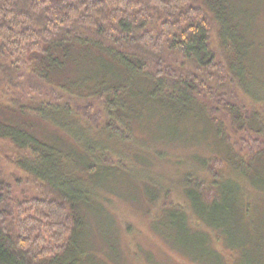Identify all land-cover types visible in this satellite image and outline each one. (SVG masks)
<instances>
[{
	"label": "trees",
	"instance_id": "trees-1",
	"mask_svg": "<svg viewBox=\"0 0 264 264\" xmlns=\"http://www.w3.org/2000/svg\"><path fill=\"white\" fill-rule=\"evenodd\" d=\"M248 4V0H0V82L14 87L17 75L27 71L35 78L30 80L41 81L54 98L37 101L29 96L22 104H0L6 111L0 118V139L20 153L16 166L40 182L47 196L18 200L0 171V264H80L81 255L86 258L75 241L87 227L82 211L93 203L92 194L104 186L110 189L113 177L136 179V164L144 172L149 169L143 151L125 145L142 141L144 149L149 147V137L138 138L136 132L146 133L150 120L145 114L152 108L170 125L167 140L156 137L154 144L171 145L180 122L196 116L211 142L206 144L207 155H195L190 162L215 177L213 193L205 198V181L189 172L186 179L195 183L184 186L190 210L163 208L158 218L175 215V226L183 231L203 232L200 246L220 264H227L222 257L227 250H245L247 238L244 243L239 238L244 222L253 220L257 239L250 236L248 244L257 242L259 248L253 250L264 251L260 240L264 220L254 218L260 213L257 205L264 206V140L257 136L264 127L257 113H241L228 94L216 97L201 79L219 72L252 102L264 103V73L249 64L255 48L246 33L255 15ZM214 31L223 51L220 57L210 42ZM165 53L181 56L193 70L171 68ZM165 77L173 81L172 88ZM33 87L29 95L38 93ZM194 91L217 106L208 111ZM94 98L101 103L98 112L87 103ZM222 111L229 113L235 128L252 127L247 140L233 144L218 119ZM255 125L261 132H253ZM156 155L164 156L159 150ZM114 157L132 158L134 170L125 171ZM137 183L153 198L152 186L141 179ZM244 256L232 263H242Z\"/></svg>",
	"mask_w": 264,
	"mask_h": 264
},
{
	"label": "rangeland",
	"instance_id": "rangeland-1",
	"mask_svg": "<svg viewBox=\"0 0 264 264\" xmlns=\"http://www.w3.org/2000/svg\"><path fill=\"white\" fill-rule=\"evenodd\" d=\"M249 1L250 4L247 6L251 12L253 9L255 15V19L251 21L250 29L246 33L255 48L249 64L250 62L255 64L257 66L255 71L264 73V0ZM210 42L220 57V53L223 51L219 46L216 31L213 32ZM164 57L167 65L173 69L178 70L182 67L186 72L193 70V66L184 61L181 56L170 57L165 53ZM150 71L153 70L150 69ZM225 74L227 75L229 72ZM30 76L29 72L21 71L16 77L14 87L11 88L6 87V83L0 82V104L5 107L6 103L11 104L14 101L22 104L29 96L37 101L53 100L54 98L49 96V89L41 81L33 80L37 83L34 84L30 79L35 78ZM165 79L167 84L169 81L171 83L168 84V88H172L173 81L167 77ZM201 79L208 83L216 97L220 94H228L230 102L236 105L241 113L244 111H249L252 114L257 113L259 121L264 127V103L252 102L237 86L232 84L229 79H225L219 72L207 73ZM31 87H36L38 93L29 95V88ZM193 95L205 105L208 111L217 106L215 102L203 95L198 96L196 91L193 92ZM76 103L82 104L85 101H76ZM87 103L94 105L96 112L101 110V103L97 98ZM156 113V109H148L145 118L150 120L148 122L150 126L145 134L138 130L136 132L138 138L148 136V139L154 142V138L165 136L167 140L169 136L168 126L170 125L163 122V119ZM4 117H6V111L0 108V118ZM218 119L223 122L225 131L232 139L233 144L248 139L247 133L252 127H246L242 130L235 128L233 119L229 113L224 111L219 113ZM177 127V138L172 141L171 145L148 142L149 147L145 149L142 147V141L138 143L132 141L125 145L129 150L143 151L141 154L147 158L149 162L147 166L150 170L144 172V169L141 166L137 167L136 164V166L134 165L136 179L126 175H118L111 179L113 183L109 190L106 189L108 186H104L105 188H102L100 193L92 194L95 198L92 199L93 203L89 209L84 208L82 211V215L85 216L83 217L84 227L86 223L87 227L84 229L85 232H79L78 239H75L77 248L83 249L86 255V258L83 254L81 255L83 260L80 264H220L216 258H211L212 255L206 252V249L200 246L203 238L199 235H202L203 232L198 234L199 231H183L182 226H175L172 219V217L175 218V215L158 218V214L163 208L174 207L190 210L184 193V186H189V184L190 187L195 186L192 180L186 179L191 171L197 178L199 177V180L205 181L204 185L207 188V190L203 189L205 198L213 193L211 184L215 177L208 174L205 168L190 162L195 155L201 157L200 155L208 154L206 144L211 142L210 136H207V131L204 130L202 123L196 120L195 115L187 116ZM258 129V125H255L253 132H261ZM253 136L257 138L256 135L253 134ZM257 136L264 140V131ZM157 150L164 154L163 158L156 155ZM19 156L20 153L9 142L0 139V171L13 185L16 198L20 201L35 197L47 198L43 185L16 166L15 161ZM130 161L126 158L118 161V159L115 160V157L113 160L116 164H120L125 171L134 170L133 159L132 163ZM138 179L144 180L147 186H152L153 198L145 194V187L137 183ZM102 182L107 181L103 180ZM89 187L93 188L92 186ZM210 188L211 190H209ZM257 208L260 213L254 214V218L262 221L264 220V206L257 205ZM155 221L156 223H154ZM244 223L246 225L243 233L246 237L242 234L239 239L241 243H244V239L247 238L245 250L243 248H238L239 250L233 252L227 250L222 257H225L224 261L227 264H264V251L258 253L253 250L259 248L257 246L259 243L248 244L250 236L257 239V234L252 225L253 220H246ZM238 234L241 235L240 232ZM213 235H218V233L214 230ZM223 236L227 241L228 235ZM260 240L264 241V231H262ZM206 247L209 249L207 244ZM241 255H245L242 263H232V261L238 260Z\"/></svg>",
	"mask_w": 264,
	"mask_h": 264
}]
</instances>
